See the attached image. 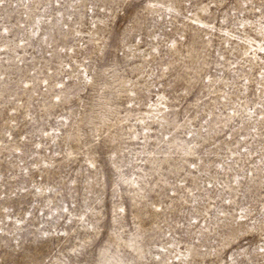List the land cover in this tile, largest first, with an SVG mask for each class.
Listing matches in <instances>:
<instances>
[{
    "label": "rangeland",
    "instance_id": "1",
    "mask_svg": "<svg viewBox=\"0 0 264 264\" xmlns=\"http://www.w3.org/2000/svg\"><path fill=\"white\" fill-rule=\"evenodd\" d=\"M0 264H264V0H0Z\"/></svg>",
    "mask_w": 264,
    "mask_h": 264
},
{
    "label": "bare ground",
    "instance_id": "2",
    "mask_svg": "<svg viewBox=\"0 0 264 264\" xmlns=\"http://www.w3.org/2000/svg\"><path fill=\"white\" fill-rule=\"evenodd\" d=\"M258 47V45H256Z\"/></svg>",
    "mask_w": 264,
    "mask_h": 264
}]
</instances>
